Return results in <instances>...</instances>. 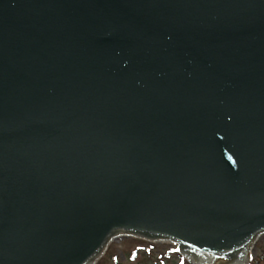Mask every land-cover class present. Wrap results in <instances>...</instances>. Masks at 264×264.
Listing matches in <instances>:
<instances>
[{
	"label": "water",
	"instance_id": "95a60500",
	"mask_svg": "<svg viewBox=\"0 0 264 264\" xmlns=\"http://www.w3.org/2000/svg\"><path fill=\"white\" fill-rule=\"evenodd\" d=\"M262 233L264 0H0V264Z\"/></svg>",
	"mask_w": 264,
	"mask_h": 264
},
{
	"label": "rangeland",
	"instance_id": "374dc122",
	"mask_svg": "<svg viewBox=\"0 0 264 264\" xmlns=\"http://www.w3.org/2000/svg\"><path fill=\"white\" fill-rule=\"evenodd\" d=\"M263 249L264 233L258 236L252 248L253 257L260 254ZM131 250L136 252L131 254ZM160 256L168 264H181V262L187 264V260L176 251L175 244L167 241L150 242L131 236L115 238L95 264H116L115 257L120 264H153L154 261H157L156 264H163L158 261ZM189 264L194 263L189 262Z\"/></svg>",
	"mask_w": 264,
	"mask_h": 264
},
{
	"label": "trees",
	"instance_id": "16d2710c",
	"mask_svg": "<svg viewBox=\"0 0 264 264\" xmlns=\"http://www.w3.org/2000/svg\"><path fill=\"white\" fill-rule=\"evenodd\" d=\"M135 252H136L135 250H131L130 253L132 254V253H135ZM114 256H115V254H113V257ZM114 260H115L116 264H120V262L117 260L116 257L114 258ZM158 261H159V263L168 264V263H165L163 261V258H161V256L159 257ZM156 263H157V261L153 262V264H156ZM182 264H186V263L183 262ZM250 264H264V249H263V251L260 254H258L257 256L255 255L253 257V260H252V262Z\"/></svg>",
	"mask_w": 264,
	"mask_h": 264
},
{
	"label": "snow or ice",
	"instance_id": "6c2138e0",
	"mask_svg": "<svg viewBox=\"0 0 264 264\" xmlns=\"http://www.w3.org/2000/svg\"><path fill=\"white\" fill-rule=\"evenodd\" d=\"M181 264H182V262H181Z\"/></svg>",
	"mask_w": 264,
	"mask_h": 264
}]
</instances>
